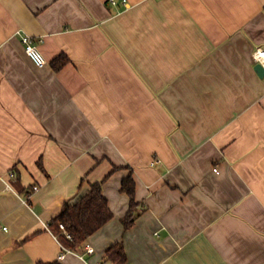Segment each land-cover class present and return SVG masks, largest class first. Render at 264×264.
<instances>
[{"label": "crops", "instance_id": "1", "mask_svg": "<svg viewBox=\"0 0 264 264\" xmlns=\"http://www.w3.org/2000/svg\"><path fill=\"white\" fill-rule=\"evenodd\" d=\"M119 1L0 0V264H264V0ZM103 179L113 218L60 258Z\"/></svg>", "mask_w": 264, "mask_h": 264}, {"label": "trees", "instance_id": "2", "mask_svg": "<svg viewBox=\"0 0 264 264\" xmlns=\"http://www.w3.org/2000/svg\"><path fill=\"white\" fill-rule=\"evenodd\" d=\"M67 61L68 57L61 54L52 63L55 69H60ZM104 181L105 179L91 182L87 193L82 195L75 203L66 204L62 212L50 221L49 226L67 248L72 250L80 249L88 237L113 218L114 213L103 193ZM121 188L130 197V208L122 219L125 228L128 229L135 223L142 212L139 209L141 203L136 199V180L133 173L124 177ZM61 223L64 224L65 230L60 229ZM67 233L71 234V238L67 236ZM106 258L115 263H125L128 260V256L123 242H117L110 246L107 250ZM39 264L62 263L59 260H55L40 262Z\"/></svg>", "mask_w": 264, "mask_h": 264}, {"label": "built area", "instance_id": "3", "mask_svg": "<svg viewBox=\"0 0 264 264\" xmlns=\"http://www.w3.org/2000/svg\"><path fill=\"white\" fill-rule=\"evenodd\" d=\"M121 2L127 6L129 4V0H121ZM111 5L114 8H118L120 1L119 0H110ZM21 40L25 46V50L27 54L32 58V60L38 65V66H43L47 63V60L41 50L39 49L38 43H37V38L31 36L30 34H27L25 32H19ZM41 40V39H40ZM254 58L256 62L262 63L264 66V48H257V50L254 52ZM14 175V174H12ZM61 228L65 230V226L63 223L60 224ZM7 227H5L6 229ZM67 236L71 238V234L67 233ZM64 250L60 254V258L65 256L66 252L73 251L72 249H69L67 247H63ZM94 252V247L91 245H87L86 250L81 254L85 256L88 253Z\"/></svg>", "mask_w": 264, "mask_h": 264}, {"label": "water", "instance_id": "4", "mask_svg": "<svg viewBox=\"0 0 264 264\" xmlns=\"http://www.w3.org/2000/svg\"><path fill=\"white\" fill-rule=\"evenodd\" d=\"M256 70L261 77H264V66L262 65V63L260 62L257 63Z\"/></svg>", "mask_w": 264, "mask_h": 264}]
</instances>
